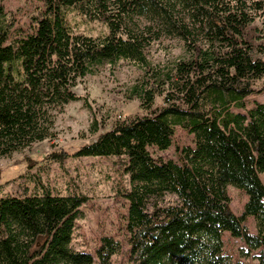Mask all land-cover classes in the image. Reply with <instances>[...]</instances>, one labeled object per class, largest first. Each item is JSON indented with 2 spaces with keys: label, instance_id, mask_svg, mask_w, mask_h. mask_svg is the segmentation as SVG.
<instances>
[{
  "label": "trees",
  "instance_id": "1",
  "mask_svg": "<svg viewBox=\"0 0 264 264\" xmlns=\"http://www.w3.org/2000/svg\"><path fill=\"white\" fill-rule=\"evenodd\" d=\"M43 2L33 32L11 43L13 25L0 12V159L50 138L53 112L81 99L74 88L85 77L130 62L143 72L132 95L148 113L117 123L74 154L127 160L129 263L228 264L229 233L264 264V103H247L264 81V31L255 25L264 0ZM73 14L108 32L79 34ZM163 37L183 41L186 56L154 65L147 49ZM178 128L194 137V147L184 148L179 162L153 157L150 148L169 150ZM68 157L53 153L49 160ZM229 185L248 196L240 217L230 208ZM86 202L27 188L1 197L0 264H95L92 254L72 248ZM249 218L256 234L245 225ZM122 249L103 237L99 264H113Z\"/></svg>",
  "mask_w": 264,
  "mask_h": 264
},
{
  "label": "rangeland",
  "instance_id": "2",
  "mask_svg": "<svg viewBox=\"0 0 264 264\" xmlns=\"http://www.w3.org/2000/svg\"><path fill=\"white\" fill-rule=\"evenodd\" d=\"M0 9L1 18L13 25L11 43L33 32L34 18L44 9V2L0 0ZM72 18L79 34L99 37L108 32L101 23L87 22L75 14ZM255 25L264 31V14ZM147 55L154 65L165 66L186 56L185 45L180 39L163 37L147 49ZM142 77L143 72L130 62L105 64L74 88L80 100L53 112L50 138L0 159V198L22 194L24 188L31 195H43L47 191L53 195L87 197L80 208L72 248L92 254L95 264H99L96 250L103 237H113L122 244V252L113 257V264H130L126 230L129 201L125 195L132 186L125 171V158H76L74 154L117 123L148 113L132 95V88ZM258 90L247 99L249 108L255 101L264 103V81L258 84ZM157 105H162V98L157 99ZM186 147H194V137L178 128L169 150L150 148V152L155 158L179 162ZM62 152L69 154L63 163L49 160L51 154ZM261 180L264 184V173ZM227 193L231 210L240 217L248 202L247 194L233 185L227 187ZM169 199L175 200L174 197ZM245 225L251 233H257L254 218L247 219ZM223 239L228 264H258V251H251L241 239L232 238L229 233Z\"/></svg>",
  "mask_w": 264,
  "mask_h": 264
}]
</instances>
